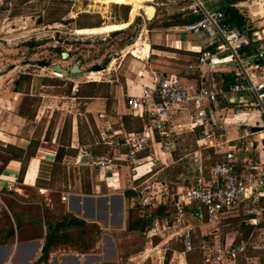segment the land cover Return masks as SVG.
<instances>
[{"label": "built area", "instance_id": "1", "mask_svg": "<svg viewBox=\"0 0 264 264\" xmlns=\"http://www.w3.org/2000/svg\"><path fill=\"white\" fill-rule=\"evenodd\" d=\"M185 1L182 11L197 19L182 28L203 35L205 43L185 67L192 77L153 72L138 95L128 96V111L142 123L137 130L114 129L104 111L97 113L96 126L108 152L89 157L87 163L101 170L121 164L127 169L142 215L151 218L144 232L150 244L156 239L155 247L164 251L177 246L181 255L197 249L204 263H219L243 254L250 237L222 246L205 239L196 244L191 220L211 226L231 217L249 226L264 223V31L251 18L240 30L220 9H208L209 0ZM229 1L252 13L251 6L263 0ZM188 135L197 136L194 153L200 158L204 152L219 158L206 178L172 191L154 169ZM161 207L163 216L151 217Z\"/></svg>", "mask_w": 264, "mask_h": 264}, {"label": "crops", "instance_id": "2", "mask_svg": "<svg viewBox=\"0 0 264 264\" xmlns=\"http://www.w3.org/2000/svg\"><path fill=\"white\" fill-rule=\"evenodd\" d=\"M88 1L93 5V2L97 0ZM102 1L113 4L115 7L124 4L129 7V10L122 14L117 7L116 11L113 10V21L98 26H82L76 29V34L114 33L128 28L137 18L143 20L144 28L136 38L140 39L141 52L136 56L129 52L131 55L128 57L131 62L129 65L131 67L134 64V66L130 68V71L125 70L122 74L124 76L123 86L121 84L114 85L113 95L109 97L87 96L89 99L82 103L81 108H75V111L67 110L69 115L59 111L68 109L70 106L68 101H58L54 104L42 98L36 113L29 116L26 112H22L19 105L20 101L18 102V100L22 96L20 90L11 91L8 95L5 92L0 93V98L9 97V99H5V102L3 101L4 103H1L0 99V264H13V262L21 264L35 248V254L28 264H37L38 258L36 261L34 259L44 243L43 211L45 209L57 216L67 213L87 223L97 225L100 228V238L95 244L105 246L104 254L100 255L90 252L81 254L71 250L64 251L60 255L58 264H92V262L108 259L115 261V258L119 256V247L121 248L119 245L122 244L124 237L137 231L128 229L130 215L131 218L143 216L140 208L137 216L133 211L136 195L130 189L131 180L127 169L122 164V167L120 166L116 170L114 168L101 170L87 163L89 157L108 152L107 147L101 142L100 132L96 126L97 113L104 111L114 129L123 132L139 129L142 125L141 120L137 115L128 111L127 97L138 95L140 86L152 81L153 72L159 76L191 78L192 75L185 66L194 59L199 49L205 47V43L203 35L200 38V35L187 33L182 28L185 24H181V22L190 16L186 11H182L187 3L185 0H138L134 20H131L133 7L130 4L114 0ZM229 2L230 8L235 11L236 8H244L245 13L242 16L253 19V24L264 31V20H261L264 18L263 13H250L246 7H234L232 6L234 1ZM141 5L154 7V13L150 19L145 16L143 8H140ZM256 5L257 7L261 6L262 11L264 10V4ZM237 15L241 17L238 12ZM241 21L242 26L237 27L240 30H245L250 23H246L247 19L242 17ZM121 25H125V27L120 28ZM107 26H113V29L105 30L104 28ZM136 39L133 44L137 42ZM146 44L148 49L144 52ZM127 50L128 47L122 53L120 60L127 57ZM179 51L185 53L180 54ZM179 56L185 60V66L181 68V71L179 68L166 67V65H154L153 68L150 65L147 66L148 61L168 64L171 62L168 60H175ZM165 58L168 60L166 61ZM78 68L81 72L79 66ZM157 68H160L161 71ZM66 74L67 71L64 75ZM225 78L230 80L229 76ZM36 90L30 85L31 95ZM72 90L77 92L78 87L75 85ZM39 95L43 96L46 93ZM45 111L46 113H44ZM55 112H57L56 115ZM85 122L90 133L94 136L93 142H83L82 127ZM196 138V135H188L181 148L175 153L180 152L181 149H188L184 155H187L188 151H190L189 154H195L194 142ZM188 139L193 142L190 148L186 147ZM175 153L163 155L164 163L158 164L154 171L158 173L163 166L168 168L174 164L172 155ZM203 155L219 158L212 153L204 152L201 154V158ZM159 181L172 191L177 186L183 185L175 183L171 188L167 182ZM190 224L195 225L194 233L197 228L210 226L200 225L194 220H191ZM146 225L142 231H137L145 238V249L149 251L148 247H151L153 250L164 251L160 247H155L156 239L153 240V245L149 243L144 235ZM108 229L121 234L120 237L106 233ZM226 239L225 243L232 240V238ZM36 243L38 246L35 245ZM212 244L218 246V244ZM106 249L111 257L107 255ZM170 251L174 256H178V264H186V255H181L176 250ZM51 258L47 262L57 264L56 259ZM88 258L89 260H87ZM236 258L227 259L225 263L224 259L221 262L238 264ZM205 264H216V262Z\"/></svg>", "mask_w": 264, "mask_h": 264}, {"label": "rangeland", "instance_id": "3", "mask_svg": "<svg viewBox=\"0 0 264 264\" xmlns=\"http://www.w3.org/2000/svg\"><path fill=\"white\" fill-rule=\"evenodd\" d=\"M229 3L228 0H214L206 2L205 5L208 9H220L228 13L231 10ZM121 5L115 7L113 4L103 3L102 0L93 2V5L88 0H0V93L5 92L8 95L11 91L20 90L22 96L18 100L19 105L22 112L29 116L36 113L42 98L54 104L58 101H68V109L59 111L69 115L67 110L75 111V108H81L82 103L88 101L89 95H113V86H123L122 74L134 66L133 64L130 67L129 48L127 57L122 60L120 57L144 28L143 20L137 18L128 28L114 33L76 34L75 31L82 26H98L113 21V10L116 11L117 7L122 14L129 10L128 6ZM87 10L89 12H86ZM244 10L236 8L238 14L247 19L246 23L249 24L250 18L242 16ZM40 20L41 22H38ZM168 61L171 62L165 64L148 61L147 66L153 68L154 65H166L179 68L180 71L185 66V60L181 56ZM75 64L80 67L81 72L69 73ZM56 66L67 71V74H62ZM157 69L161 71L160 68ZM30 85L37 89L32 95L29 92ZM75 85L78 87L77 92L72 90ZM42 93L46 95L40 96ZM0 99L2 103L9 97L3 96ZM77 102L79 103L76 104ZM82 136L85 143L94 141L86 122L82 127ZM192 143L188 139L186 147L190 148ZM187 150L181 149L173 154L174 164L168 168H160L155 177L167 182L171 188L175 183L191 185L200 182L201 178H206L210 164L216 161L215 157L203 155L200 158L192 153L184 155ZM200 165L201 170H198ZM150 167L153 168L152 165ZM133 205L137 216L139 212L136 202H133ZM234 218L237 220H231ZM240 222V217H231L217 226L197 228L195 243L198 244L204 238L211 244L222 246L226 238L250 237V244L246 251L236 258L237 263L264 264V223L258 226H242ZM106 233L114 234L118 238L121 235L112 229H108ZM122 241V244H118L121 248L118 246L119 256L115 261L101 260L99 264H178V256H174L170 250L158 251L148 247L147 251L145 238L140 232L134 231ZM104 249V245L95 244L88 252L100 255L104 254ZM174 249L180 250L177 246ZM68 250L71 249L61 247L53 250L48 259L52 257L58 264L61 253ZM38 255L40 256V252H37L34 261ZM223 260L224 263L227 262V258ZM185 262L205 264L203 254L197 249L186 254Z\"/></svg>", "mask_w": 264, "mask_h": 264}, {"label": "trees", "instance_id": "4", "mask_svg": "<svg viewBox=\"0 0 264 264\" xmlns=\"http://www.w3.org/2000/svg\"><path fill=\"white\" fill-rule=\"evenodd\" d=\"M222 11V10H221ZM224 12V11H223ZM227 20L234 23L236 26L241 27V17L237 15V12L231 8L228 13H225ZM197 18L188 16V18L181 22V24H187L195 21ZM229 82V79L227 80ZM92 95H89L91 97ZM211 165V164H210ZM139 209V205L136 204ZM164 207H161L155 213H152L151 217L163 216ZM43 223L45 226L44 243L42 245L40 256L36 263L41 264L47 262L48 255L51 251L59 249L61 247L71 249L78 253L88 252L100 238V228L91 223L77 218L71 214L55 215L48 209L43 211ZM150 217H134L131 215L128 220V229L142 231L145 225L150 221ZM237 220V219H231ZM239 221V220H238ZM240 225H245L240 222Z\"/></svg>", "mask_w": 264, "mask_h": 264}, {"label": "bare ground", "instance_id": "5", "mask_svg": "<svg viewBox=\"0 0 264 264\" xmlns=\"http://www.w3.org/2000/svg\"><path fill=\"white\" fill-rule=\"evenodd\" d=\"M114 1H120V2H124V3L130 4L133 7V11L131 12V20L132 19L134 20V18L136 16L135 14H136V6L138 5V0H114ZM256 4H264V0L263 1H260L259 3H255V4H253V6H251V11L252 12H256L257 14L258 13H263L264 14V10L262 11L263 8L261 6L260 7H257ZM148 6H151V5H148ZM148 6L141 5L140 8L141 7L143 8V11H144L145 15L147 16L148 19H150L152 17L153 13H154V10L152 8H149ZM121 27H125V25H121L120 28ZM104 29L105 30H111V29H113V26H107ZM93 32H94V30L92 29V33ZM139 41H140V39H138L135 44H132L130 47H128L129 48V52L131 54H133L134 56L139 55V52H141L140 51V48L141 47H139ZM144 47H145L144 48V52H146L147 49H148V45L146 44Z\"/></svg>", "mask_w": 264, "mask_h": 264}, {"label": "water", "instance_id": "6", "mask_svg": "<svg viewBox=\"0 0 264 264\" xmlns=\"http://www.w3.org/2000/svg\"><path fill=\"white\" fill-rule=\"evenodd\" d=\"M149 8H152L153 10H154V7L153 6H148ZM146 16V15H145ZM147 17V16H146ZM109 62V60H107L106 61V63H108ZM99 68V67H98ZM56 69H58V71H60V72H62V74H65L66 72L64 71V70H62L59 66H56ZM78 72H80V70H79V68H78V66L75 64V65H73L72 66V68L69 70V73H78ZM256 129H252V131H255ZM83 160V159H82ZM81 160V161H82ZM36 246H38V243H36L35 244ZM36 249V248H35ZM35 249H33L34 251H35ZM31 252L29 255H28V257L25 259V260H23L22 261V263L21 264H28L29 263V260L30 259H32L33 258V256H34V254H35V252ZM12 263V262H11ZM13 264H14V262H13Z\"/></svg>", "mask_w": 264, "mask_h": 264}, {"label": "flooded vegetation", "instance_id": "7", "mask_svg": "<svg viewBox=\"0 0 264 264\" xmlns=\"http://www.w3.org/2000/svg\"><path fill=\"white\" fill-rule=\"evenodd\" d=\"M38 22H41V20L38 21ZM107 255L111 257V254L109 253V251L107 252ZM87 260H89V258H88ZM99 263H100V262H92V264H99Z\"/></svg>", "mask_w": 264, "mask_h": 264}]
</instances>
